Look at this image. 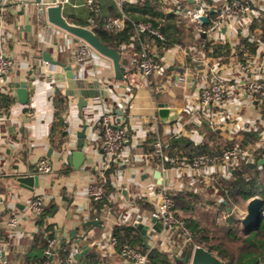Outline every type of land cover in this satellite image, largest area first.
<instances>
[{
	"label": "crops",
	"instance_id": "obj_1",
	"mask_svg": "<svg viewBox=\"0 0 264 264\" xmlns=\"http://www.w3.org/2000/svg\"><path fill=\"white\" fill-rule=\"evenodd\" d=\"M144 1L100 0L104 16H120L123 12L128 19L131 18L125 12V4H139ZM186 4L191 3L188 1ZM248 5V13L242 22L244 24L235 25L238 29H244L243 33L236 37L232 36L231 41L240 43L247 54L264 58V44L259 41L262 29L257 27L255 31L251 30L254 19L264 18V0H248ZM169 8L167 4L164 11L174 14ZM90 13L86 0H69V3L63 6V15L72 24L83 26L78 22L86 21ZM137 15L139 16L140 12L135 14ZM174 15L177 22H181L178 16ZM38 16L39 10L35 4L24 9L10 8L7 21L2 29L3 46L13 59V67L6 76V83L3 86L0 85V92L9 93L15 100L8 111L0 108V222L12 212L25 213L26 204L31 197L44 195L48 209L42 218V228L48 225L56 228L60 242L64 239L71 241L72 230H75L79 236L87 233L86 237L78 243L71 241L72 250L76 254L82 250L84 245L89 244L92 247L94 244L95 250L104 258L102 264H122L118 254L107 255L110 254V250L104 237L110 232L121 209L140 208L137 204V193L141 187L147 188L149 183L154 182V173L160 167L159 163L154 165L149 157L146 163L143 160H132L123 173H112L115 174L112 175L113 185L116 190H120V193L115 198L110 196L109 199L117 205V209L109 204L98 208L97 204L88 197L87 184L97 175L100 164L104 160L101 136L94 132L92 126L99 121L103 110L117 103L127 123L131 126L130 141L124 149L126 154L128 152L148 154L143 148L151 147L147 142L151 134L165 138L186 136L192 138L196 144H201L207 142V132H211L209 128L216 120L220 124H226L222 127L226 129L230 126L228 124L230 121L239 124L255 123L262 111L252 101L239 98L230 99L226 107L229 114L227 120L225 115L218 119L215 109L211 114L199 108L197 97L199 89L209 82L212 76L232 71L233 64L229 63V59L226 58L229 53L225 55L229 47L227 44L215 41L216 43L212 45L214 51L207 56L197 57L196 60L193 59L196 54L194 48L187 54L186 50L189 48L179 44L160 50L155 43H145L143 44L144 50L147 48L149 52L156 51L160 54V60L166 65L165 72L147 81L136 68L138 57L135 60V69L132 70L130 54L123 51L122 57L129 60V65L125 66L124 70V75L128 80H120L116 78L112 60L101 53L88 63L89 72L86 71L88 74H83L70 51L62 48L63 31L48 20L45 11L41 13L43 21L40 22ZM142 21L147 20L139 19V22ZM187 26L191 27L188 24ZM84 27L91 28L89 25ZM243 36L247 39L244 40ZM229 49L231 50L230 47ZM229 49L227 51L230 52ZM45 51H48L53 59L70 64L74 72L79 71V78L92 83L98 82L99 85L97 88L99 95L88 99L93 116L87 118L90 129L87 130L88 135L84 147L86 159L80 169H75L69 162L72 151L76 149L71 147V144L78 139V131L81 130L82 123L77 107V97L67 94L69 86L65 68L61 65L50 66L45 62L43 59ZM23 82L28 83L26 102H20L17 93L18 83ZM101 90L104 91L103 95L100 93ZM58 91L68 102L61 115L56 114L57 108L54 101ZM160 103L168 108L181 111L176 122L163 123L160 120ZM85 110L84 108L83 111ZM155 117L158 118L157 128L153 125ZM62 119L68 124L67 128L62 125ZM64 129L68 131V134L59 146ZM224 131L220 135L229 140L231 134ZM261 131L264 132V129L261 128ZM247 141L249 145V140ZM69 145L71 148H67ZM43 156L49 157L54 165V172L48 176H39L36 172V162ZM65 162H68L71 168L68 173L65 172L67 168ZM212 170L213 167L205 168L201 176L185 177L171 170L164 177L166 182L170 179L181 180L183 183L181 188L189 189H191V184L201 177L200 181H204L206 187L198 186L197 191L206 199L211 198L214 201L204 200L196 203L188 216H193L195 220L206 224H223L227 215H223L224 208L220 204L221 190L210 183L217 174ZM21 175H38L39 184L33 190L23 187L17 180ZM152 188L158 190L156 185H152ZM124 189L128 191V194L123 193ZM143 198L148 203L150 202V199ZM228 210L232 208L228 207ZM246 212V208L241 210L242 217ZM98 213L99 217H91ZM92 219H98L100 225L92 227L85 224ZM37 222L32 216L26 214L12 237H9L5 231V225L0 223L1 239L6 242L3 255L9 264H18L20 260L27 257L39 259L44 256V254L42 257L31 255L32 252L42 249L41 245L35 241V237L41 231V226ZM139 222L155 227L152 219L146 218ZM155 228L157 231L160 230V227ZM196 236H198L197 233ZM151 240L150 235L149 245H151ZM90 241H92L91 244ZM161 249L168 253L171 246H163ZM76 254L75 264H82V260H78ZM86 254L83 256L85 261ZM0 264L5 263L0 262Z\"/></svg>",
	"mask_w": 264,
	"mask_h": 264
},
{
	"label": "built area",
	"instance_id": "obj_2",
	"mask_svg": "<svg viewBox=\"0 0 264 264\" xmlns=\"http://www.w3.org/2000/svg\"><path fill=\"white\" fill-rule=\"evenodd\" d=\"M159 1L168 4L170 7L169 9L178 16L180 21L193 26L196 35V48L194 51L197 52L198 47L202 48L206 46L207 48V50H201V56H207L210 52L214 51L212 45L216 43L215 41H219L224 45L227 44L231 48L229 55L226 58L229 59V63L233 64L231 67L232 71L230 70L228 73L212 76L211 80L199 89L197 94L199 108L202 111L210 112L211 114L213 112L212 110L215 109L218 119H221V116L225 115L227 120L229 114L226 111V107L230 99L239 98L252 101L256 104L258 109H261L262 111L264 108V58L247 54L246 50L240 43H237V41H231L232 36L236 37V35L243 33L244 29H238L235 25H238L237 23H242L248 13V0H213V3H209L207 0ZM188 1L191 3L190 5L186 4ZM67 3H69V0H0L1 86L6 83V76L13 67V59L3 46L2 41V29L7 21V13L9 9H24L31 4H35L38 6V19L41 22L43 21L41 13L46 11L47 7L57 6L59 4L64 6ZM86 4L92 12L100 13V0H86ZM203 16L207 17V22H204L201 19ZM127 20V15L122 12V15L120 16H108L107 24L115 32H119L126 27ZM134 25L138 33L149 32L158 38H165L161 26L154 25L151 21H142L134 23ZM55 27L59 28L56 25ZM59 29L63 31L62 37L64 42L62 48L69 50L75 63L82 69L83 74H88L86 72H89L87 67L88 63L92 61L94 57L100 55V52L85 40L62 28ZM202 39H206L207 43H204V40ZM192 50L193 48L186 50L187 54ZM201 56L194 54L193 59L197 60ZM137 69L145 80L151 81L155 75L163 74L165 72L166 65L160 60L159 54L156 51L148 52L144 50L143 55L137 60ZM79 74V71H76L75 77H79ZM85 109L86 110L83 112L86 118L85 122L88 124L87 130H89L90 125L87 122V118L93 116V110L89 105H87ZM257 120L258 121H255V123L245 124L230 121V123H228L230 126L226 129L222 128L223 125L226 124H220L216 120L209 128L211 132L220 135L225 130L231 134L229 140L242 137L239 140H249V145L245 147L225 146L219 155L201 153L195 155L192 161L186 162H181L179 156L166 154L163 149V141L161 137L158 136L154 143V148L155 153L159 155L161 159L158 164L161 172V176L159 177L161 182L149 183L147 188L143 189V187H141L137 193V197H146L147 200L150 199L149 203L153 205L154 209L152 211L140 208L121 209L110 232L104 237V241H106L108 249L110 250V254L107 255L113 253L118 254L122 264H153L149 257V250L144 252L139 247L132 246L128 243L121 244L118 236L113 233L115 227H120L126 223L139 222L146 218H154L161 225L159 231H157L152 225L149 226L147 231L148 238L151 235L152 240L151 245L148 248L157 247L161 249L163 246L170 245L171 250L168 251L169 256L178 257L181 251H183L188 245L192 244V249L200 246L196 243V233L188 225V217L185 218L182 215H178L175 209L172 193L182 187V181H173L170 179L166 182L164 176L171 170H175L179 173L178 175H181L182 177L189 175L201 176L203 170L210 167H213L212 171L219 175L230 176L233 169L242 162L247 161L252 163L257 157L256 150L258 145L264 143V132L261 131L257 143L252 140L250 141L245 133L249 129H264V118L262 117V114ZM153 125L157 128V117H155ZM82 126L83 121L81 123V129ZM92 126L94 132L101 136V147L104 153V160L100 164L97 175H95L87 184V194L93 202H100L107 196L106 184L108 183V180L110 179L112 183L114 182L112 175L115 174H110V178L107 174L113 165L117 166L116 172L123 173L126 166H128L132 160H143L146 163L149 161L150 155L131 152L126 154L124 152L125 146L130 141L131 126L127 123L126 117L122 114V110L117 103L105 108L99 121ZM87 130L86 133L88 135ZM241 134L243 135L241 136ZM77 140L78 139L74 140L71 147L76 148ZM251 144L252 146H250ZM68 147H70V145L67 146V148ZM259 160L260 163L264 161V154L259 155ZM36 172L39 176H48L54 172V165L49 157L43 156L37 160ZM212 179H214V177ZM152 185H156L158 190L155 188L153 189ZM119 193L120 190L117 189V191L111 193L109 197L112 196L115 198ZM45 206L46 199L44 195H36L28 200L25 207V213L12 212L0 223L5 225V231L8 233L9 237H12L17 232L19 225L22 223L26 214L32 217L40 216L44 214ZM57 243V237L50 238L48 240V247L44 250V254L47 256L52 255ZM5 246L6 242L0 241L1 263L6 262L3 255ZM75 254L76 252L72 250L67 259L68 264H75ZM48 263V261L45 262V264Z\"/></svg>",
	"mask_w": 264,
	"mask_h": 264
},
{
	"label": "trees",
	"instance_id": "obj_3",
	"mask_svg": "<svg viewBox=\"0 0 264 264\" xmlns=\"http://www.w3.org/2000/svg\"><path fill=\"white\" fill-rule=\"evenodd\" d=\"M209 3H213V0H207ZM101 3V2H100ZM166 3L159 0H145L144 3L139 4H125V12L131 19L127 20L126 27L115 32L107 24L108 16H104L102 12V6L100 13H94L90 10V17L86 21H79L78 23L83 26H91L94 33L99 39L107 46L112 47L122 53L127 51L130 54V60H132V70L135 69V60L141 57L144 53L143 44L155 43L160 50L167 49L176 44L186 48H196L195 31L193 26L188 27L183 21L177 22L174 14H169L164 11ZM137 12L140 15L135 16ZM116 16V15H113ZM139 19L151 21L154 25H160L164 33L165 38L161 39L157 36L149 33H138L134 23H138ZM261 27L262 33L259 36V41L264 44V18H256L251 26V30L255 31V28ZM190 37V38H189ZM192 38V40H190ZM244 40L247 39L243 36ZM204 43H207L206 39ZM123 45H125L123 47ZM207 50L206 46L198 48V51L194 52L201 56V50ZM229 47L227 48V50ZM230 50V49H229ZM146 51L147 48H146ZM149 52V51H148ZM229 51H225L227 56ZM160 56V54H159ZM137 68V65H136ZM14 97L9 93L0 92V108L9 110L14 103ZM55 106L57 108L56 114L61 115L65 110L68 102L61 92H57L55 98ZM262 117L264 118V108L262 109ZM62 125L67 128L68 124L62 119ZM62 137L59 140V146L63 142V139L67 136L68 131L64 129L61 133ZM247 138L254 140L256 143L259 141L261 134V128L249 129L245 133ZM157 134L149 135L147 142L151 147L143 148L145 152L150 155V158L154 165L160 162V157L155 153L154 143L157 140ZM163 149L166 154L172 156H179L181 162L192 161L194 156L201 153H209L212 155H219L225 146L229 147H245L248 144L247 140H228L221 135L213 132H207V142L196 144L192 138L186 136H172L162 137ZM257 157L252 163L247 161L242 162L236 166L231 172L230 176H224L216 174L214 179L211 180V185L218 187L222 192L220 199L221 206L226 210L227 218L226 225H218L216 223L206 224L201 221L195 220L193 216L188 218V225L198 234L196 237V243L205 249L218 256L224 264H264V218L258 229L249 232L246 231L241 222V210L247 205L248 201L253 197L258 196L264 209V163H260L259 155L264 154V143L259 144L256 150ZM67 168L65 172L68 173L71 168L68 162H65ZM117 171V166L113 165L107 172L109 178L110 174ZM186 181L189 179H185ZM201 177H198L194 183L191 184V189L183 187L176 191H173L172 197L175 203V209L178 215L181 213H189L194 209V205L198 202L207 200L213 202V199H206L203 194L198 190V186L206 187L204 181H200ZM107 196L103 201L95 202L98 208H101L104 204H109L114 209H117V205L110 202L109 195L116 192L112 181L109 179L106 184ZM138 206L143 210L152 211L153 205L145 201L143 197L137 198ZM231 207L232 210H228ZM47 205L45 206L44 214L33 217L41 226V231L35 237L36 243L41 245V248L45 250L48 247V240L53 237H57V230L51 225L42 228V218L45 215ZM99 213L91 215V217H99ZM113 233L118 236L121 244L128 243L132 246L139 247L142 251L149 250V257L153 264H186L175 257L169 256L166 250L159 249L157 247L148 248L142 239V234L135 226L134 223H126L120 227H115ZM0 229V241L1 239ZM242 241L243 245L236 255L229 247V241ZM60 242V241H58ZM92 241H90L91 244ZM72 242L67 239L57 243L56 248L53 250V258L44 254L42 258L27 257L22 259L18 264H68L67 259L72 252ZM93 244V243H92ZM193 245H188L178 258L185 257L187 250L192 249ZM103 256L95 250L93 244L90 251L86 254L85 264H102ZM30 262V263H29ZM9 264V262H5Z\"/></svg>",
	"mask_w": 264,
	"mask_h": 264
},
{
	"label": "water",
	"instance_id": "obj_4",
	"mask_svg": "<svg viewBox=\"0 0 264 264\" xmlns=\"http://www.w3.org/2000/svg\"><path fill=\"white\" fill-rule=\"evenodd\" d=\"M46 15L48 20L58 26L66 30L67 32L76 35L77 37L85 40L90 45H92L98 52L102 55L108 57L112 60L113 68L115 71V75L117 79L120 80H128V78L124 75L125 66L129 65V60L127 58H123L121 53L116 49L105 45L99 37L94 33L91 28L76 25L70 23L66 17L63 15V5L59 4L57 6H49L46 9ZM201 19L204 22H207V17L203 16ZM43 59L50 64L53 65H61L66 70V78L68 81L69 90H67L68 95H73L77 97V107L79 111V116L83 121V126L80 131H78V140L76 149L72 151L69 162L75 169H80L86 159L85 154V140L87 137V127L88 124L85 122L86 118L83 113L84 108L88 105V99L94 98L99 95L97 91L98 82H88L84 78L75 77V72L70 64H64L59 60L53 59L48 51L43 53ZM17 93L20 102H26L28 100V83H18ZM102 95L104 91L100 92ZM181 111L178 109L168 108L165 104H159V117L163 123H173L176 122L180 116ZM161 176L160 170H156L154 173V182L160 183L159 177ZM18 182L21 186L29 188L31 190L34 189L35 186L39 184V176L38 175H21L17 178ZM123 193L128 194V191L124 189ZM247 212L244 217L241 218L242 225L246 231L252 232L258 229L262 223L264 218V209L263 203L261 199L256 196L250 199L247 203ZM152 222L155 223V227H161L160 223L156 221V219H152ZM86 225H91L92 227L95 225H100L98 219L88 220ZM135 226L139 229L142 234V239L144 243L149 247L148 244V228L149 226L140 222H135ZM71 241L78 243L80 240L84 239L87 235H77L75 230H72L71 233ZM90 245L86 244L82 247V250L76 254V258L78 260H82V264H85V258L83 256L90 250ZM44 251L42 249L38 251H34L31 255H36L42 257ZM53 258V256H50ZM180 261L186 264H224V262L216 255H214L209 250L205 249L202 246H198L194 249L187 250L185 257L178 258Z\"/></svg>",
	"mask_w": 264,
	"mask_h": 264
},
{
	"label": "rangeland",
	"instance_id": "obj_5",
	"mask_svg": "<svg viewBox=\"0 0 264 264\" xmlns=\"http://www.w3.org/2000/svg\"><path fill=\"white\" fill-rule=\"evenodd\" d=\"M210 199V198H209ZM246 208V206H244V208L243 209H245ZM192 212V211H191ZM190 213V212H189ZM181 215L183 216V217H185V218H190L189 216H188V213H181ZM223 215H227V213H226V210L224 209V212H223ZM226 223V219H225V222L223 223V224H218V225H226L225 224ZM242 245H243V243H242V241H240V240H237V241H229V247H230V249L237 255L238 254V252H239V250H240V248L242 247ZM181 254V253H180Z\"/></svg>",
	"mask_w": 264,
	"mask_h": 264
}]
</instances>
